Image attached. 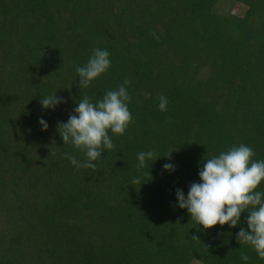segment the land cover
Instances as JSON below:
<instances>
[{
  "label": "trees",
  "instance_id": "16d2710c",
  "mask_svg": "<svg viewBox=\"0 0 264 264\" xmlns=\"http://www.w3.org/2000/svg\"><path fill=\"white\" fill-rule=\"evenodd\" d=\"M94 48L111 66L80 87ZM125 79L133 122L77 169L58 122ZM55 93L66 102L44 108ZM240 144L264 160V0H0V264H264L236 239L248 212L204 229L177 203Z\"/></svg>",
  "mask_w": 264,
  "mask_h": 264
},
{
  "label": "clouds",
  "instance_id": "9594fccd",
  "mask_svg": "<svg viewBox=\"0 0 264 264\" xmlns=\"http://www.w3.org/2000/svg\"><path fill=\"white\" fill-rule=\"evenodd\" d=\"M153 37L159 36L153 32ZM110 52L106 49L94 48L92 55L84 66H76L80 87L87 88L92 81L107 72L111 66ZM130 81L125 79L117 90H108L102 99L93 102L88 96L78 101L74 113L67 122H58V131L64 144L71 143L83 151L87 159L81 164L76 157L65 153L64 156L77 169L83 167L95 170L97 161L107 149L114 148L109 130L123 135L129 124L133 122L128 108L131 97L127 91ZM147 95V94H146ZM159 109L167 110V97L159 98ZM66 102L55 94L41 99L44 108L54 109L58 104ZM42 130H47V122L41 118ZM52 148V147H51ZM52 148L51 153L54 152ZM254 150L244 144L232 146L218 156L206 159L199 170L200 182L189 186L187 196L182 189L176 190L177 203L180 208L187 209L191 218L204 229L219 224L235 227L241 222V213L248 212L247 229L241 228L236 235L239 244L251 246L258 257L264 259V193L255 191L264 180V160H253ZM153 151L140 152L137 155L138 167H144L146 160L155 161ZM163 168L174 171L171 163ZM141 183L139 179L132 184ZM193 239L199 240L196 235ZM247 261L248 255L241 254Z\"/></svg>",
  "mask_w": 264,
  "mask_h": 264
}]
</instances>
